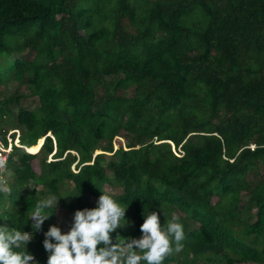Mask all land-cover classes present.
<instances>
[{
    "label": "trees",
    "instance_id": "16d2710c",
    "mask_svg": "<svg viewBox=\"0 0 264 264\" xmlns=\"http://www.w3.org/2000/svg\"><path fill=\"white\" fill-rule=\"evenodd\" d=\"M8 79L0 226L34 234L37 264L30 216L49 193L73 214L88 195L128 205L114 242L149 212L179 216L183 249L163 264H264V0H0Z\"/></svg>",
    "mask_w": 264,
    "mask_h": 264
},
{
    "label": "clouds",
    "instance_id": "9594fccd",
    "mask_svg": "<svg viewBox=\"0 0 264 264\" xmlns=\"http://www.w3.org/2000/svg\"><path fill=\"white\" fill-rule=\"evenodd\" d=\"M6 167V159L0 157L2 192H10L3 180ZM59 199L48 196L36 203L30 216L33 232L42 231L44 222L56 212ZM96 203L95 208L76 210L68 231L50 225L43 233V247L49 253L47 264H163L167 257L182 251L185 232L179 216L173 214L162 225L159 215L149 212L140 225V238L119 240L117 233L114 242L112 234L132 223L126 219L128 205L103 193ZM33 238V233L0 226V264H37L34 255L27 251Z\"/></svg>",
    "mask_w": 264,
    "mask_h": 264
},
{
    "label": "rangeland",
    "instance_id": "374dc122",
    "mask_svg": "<svg viewBox=\"0 0 264 264\" xmlns=\"http://www.w3.org/2000/svg\"><path fill=\"white\" fill-rule=\"evenodd\" d=\"M27 50L24 51V53H26ZM31 53L32 52H28L26 53V56L31 57ZM16 86V83L13 80L8 79L6 82H0V99L5 98L7 96H10L11 93L13 92L14 87ZM30 89L28 86L22 85L19 87V92H22L24 94V98L22 99V103L26 104L30 107H34L37 104V99L35 96L31 95L29 92ZM14 104V103H12ZM3 125L8 129V132L10 133V135L14 138L18 137L23 131V127L21 126H15L14 124H9L7 122H4ZM117 144L114 142V147H116ZM99 150H95L94 153L98 152ZM52 154H50L51 156ZM71 168L75 169V165L74 163L71 164ZM10 171L9 169L6 168L5 172L3 173V180L5 181V184L7 187H9V178H10ZM27 185L29 186H34L35 183H33L32 181H30ZM36 187H38V185H36ZM62 187V185H61ZM48 196H54L51 193L46 194L45 198H47ZM60 198V197H57ZM215 199V197L213 198ZM97 200L98 198L93 196V195H88L87 197V207L86 208H95L97 206ZM73 213L67 212L64 207L62 206V200L61 198L58 201V208L56 210V218H54V223L55 225H58L62 232H66L69 230V228L71 227V224L73 222ZM126 219H128L130 221V217L126 214ZM197 225V224H195ZM46 227H49L50 225H48L47 223L45 224ZM125 228H128V230H131V224ZM45 230L40 231V233H44ZM30 233V232H29ZM34 235V234H33ZM142 236V233L140 234H133L131 236V238H140ZM33 245H36V239L35 236L32 240ZM170 264H181L178 261H171ZM194 264H227L225 261H221V262H216V261H207L204 258H200L197 262H195ZM232 264H257V263H253V262H240V263H232Z\"/></svg>",
    "mask_w": 264,
    "mask_h": 264
},
{
    "label": "built area",
    "instance_id": "2783aa9c",
    "mask_svg": "<svg viewBox=\"0 0 264 264\" xmlns=\"http://www.w3.org/2000/svg\"><path fill=\"white\" fill-rule=\"evenodd\" d=\"M9 151H10L9 146L0 145V157H3L4 159H6V162H7V158L9 155Z\"/></svg>",
    "mask_w": 264,
    "mask_h": 264
}]
</instances>
